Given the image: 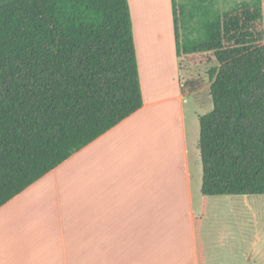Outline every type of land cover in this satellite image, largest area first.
<instances>
[{
  "label": "trees",
  "instance_id": "1",
  "mask_svg": "<svg viewBox=\"0 0 264 264\" xmlns=\"http://www.w3.org/2000/svg\"><path fill=\"white\" fill-rule=\"evenodd\" d=\"M213 53L204 197L264 195V9L242 2L181 43ZM187 43V44H185ZM143 106L128 0H0V208ZM200 264L205 256L198 233Z\"/></svg>",
  "mask_w": 264,
  "mask_h": 264
},
{
  "label": "crops",
  "instance_id": "2",
  "mask_svg": "<svg viewBox=\"0 0 264 264\" xmlns=\"http://www.w3.org/2000/svg\"><path fill=\"white\" fill-rule=\"evenodd\" d=\"M165 3L167 33L158 26L151 50L131 3L142 108L0 208V264H200L198 219L205 264H254L242 230H229L250 197H204L203 172L192 173L188 127L199 162L197 111L209 110L211 83L192 55L177 54ZM166 39L175 78L161 82L149 62Z\"/></svg>",
  "mask_w": 264,
  "mask_h": 264
},
{
  "label": "rangeland",
  "instance_id": "3",
  "mask_svg": "<svg viewBox=\"0 0 264 264\" xmlns=\"http://www.w3.org/2000/svg\"><path fill=\"white\" fill-rule=\"evenodd\" d=\"M168 1L169 15L171 23H173L175 28V17L173 10V1ZM178 6H182L183 14L178 18V27L180 29V41L182 43L186 42L188 39L199 43L205 40L204 26L213 21L218 15H222L225 12H228L235 8L238 4L242 2H254L255 0H176ZM129 2V0H128ZM263 9H264V0ZM131 3L134 8L136 6V20L139 22L138 29H141L143 32L150 34L148 40V48L150 49V39L156 36L159 32V28L162 24L163 33H167V27L165 29V23L167 21L166 17L162 18L161 6L165 7V0H130L129 5L131 8ZM162 3V5H161ZM169 21V20H168ZM167 24V23H166ZM140 25V26H139ZM142 34V33H141ZM157 39V37L155 38ZM187 44V43H185ZM171 47L169 40L159 41V43H153L152 50L154 53L159 55L157 61L149 62V74L153 77L154 69L163 72V77L161 82H166L169 80H174V66L171 62L170 56L167 54V49ZM151 50V49H150ZM199 74L206 72L212 68H218V64L214 57L213 53H203L192 55ZM155 62V63H154ZM201 64V65H200ZM156 65V67H155ZM144 75L145 82L149 81L148 75ZM164 77L167 80H164ZM146 87V86H145ZM208 90L204 91L203 95L207 93ZM211 102V101H210ZM212 109V104L210 103V108L207 111L206 109L197 111L198 115L204 116L209 113ZM194 116L192 115V119ZM193 123V120H192ZM199 129V125L196 126ZM188 145L191 150V163H192V173L200 170L202 173L201 161L198 158L194 159L192 157L193 149H198V137L195 138L193 132L190 131V126L188 127ZM192 129V127H191ZM250 205L249 207H244L243 210L240 209L239 216H236V222L240 218L242 224L239 223L229 227V230L241 231L244 235V241L248 240V243L251 247V262L254 264H264V195L262 196H249ZM236 213L238 209L234 207ZM235 215V214H234ZM235 218V217H234ZM232 223V221H230Z\"/></svg>",
  "mask_w": 264,
  "mask_h": 264
}]
</instances>
